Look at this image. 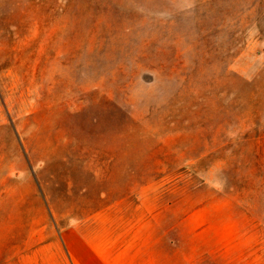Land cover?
Returning a JSON list of instances; mask_svg holds the SVG:
<instances>
[{
    "label": "rangeland",
    "instance_id": "374dc122",
    "mask_svg": "<svg viewBox=\"0 0 264 264\" xmlns=\"http://www.w3.org/2000/svg\"><path fill=\"white\" fill-rule=\"evenodd\" d=\"M110 205L161 207L167 264H264V0H0V264Z\"/></svg>",
    "mask_w": 264,
    "mask_h": 264
},
{
    "label": "crops",
    "instance_id": "0c3cea01",
    "mask_svg": "<svg viewBox=\"0 0 264 264\" xmlns=\"http://www.w3.org/2000/svg\"><path fill=\"white\" fill-rule=\"evenodd\" d=\"M164 224L159 206L110 205L63 232L66 261L60 264H167ZM179 249L174 258L178 253L181 261ZM30 264H35L33 258Z\"/></svg>",
    "mask_w": 264,
    "mask_h": 264
}]
</instances>
